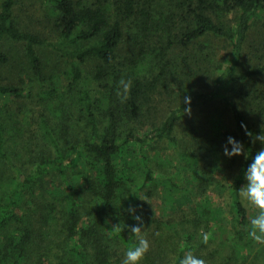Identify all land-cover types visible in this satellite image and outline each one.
<instances>
[{
	"label": "trees",
	"instance_id": "16d2710c",
	"mask_svg": "<svg viewBox=\"0 0 264 264\" xmlns=\"http://www.w3.org/2000/svg\"><path fill=\"white\" fill-rule=\"evenodd\" d=\"M19 1L0 0V264H122L129 226L140 264H237L211 259L232 227L253 249L237 191L264 148V0H43L38 28Z\"/></svg>",
	"mask_w": 264,
	"mask_h": 264
},
{
	"label": "clouds",
	"instance_id": "9594fccd",
	"mask_svg": "<svg viewBox=\"0 0 264 264\" xmlns=\"http://www.w3.org/2000/svg\"><path fill=\"white\" fill-rule=\"evenodd\" d=\"M120 85L122 87V92L118 93V95H121L122 99H127V94L130 92L131 88V81L122 79ZM184 103L189 106L184 108V114L191 115V98L185 97ZM241 127L245 129L246 135L252 137V133L247 131L246 125L242 124ZM256 140L264 144V133L256 136L253 142ZM228 145H231V151H229ZM243 154V144L237 142L233 137H228V144L224 146V155L228 158H232ZM244 178L247 183L242 186L237 193L240 201L250 206L254 212V215L249 219V226L247 229L248 238L255 244L264 245V148L258 151L253 157L252 162L244 172ZM129 211L133 214V219L137 221V225H143L142 218L134 214L135 210L130 207ZM111 231L120 233V224L113 225ZM129 231L131 235L136 238L137 243L125 252L122 264H140L150 251V243L146 236L142 234L141 226H129ZM201 235L202 242L207 244L210 239V234L204 233L203 229H201ZM179 264H205V261L191 253H187L180 260Z\"/></svg>",
	"mask_w": 264,
	"mask_h": 264
},
{
	"label": "rangeland",
	"instance_id": "374dc122",
	"mask_svg": "<svg viewBox=\"0 0 264 264\" xmlns=\"http://www.w3.org/2000/svg\"><path fill=\"white\" fill-rule=\"evenodd\" d=\"M16 8H17V13L19 15H21V17L25 20L24 23L26 22L27 24L35 26V27L41 26L40 25L41 21H39V20H42L44 10L46 8V4L43 0H20L19 3H17ZM224 53H225V49H222V51L220 52L221 57L226 56V54L224 56ZM222 174H223V176H225V173H222ZM231 175L233 177L235 176L234 169L231 170ZM246 183H247V181H245V184ZM186 185L188 187L189 192L193 191L195 184L190 183L187 180ZM51 188L55 192L58 193L60 191L61 187L59 188L55 185H52ZM219 196L220 195L214 194L213 196L210 197V199L213 197L217 204H220L224 209H227L226 208L227 206L224 202L225 200L224 199L222 200L221 197H219ZM199 199H200V197H199ZM154 203H155V207H156L157 212L159 211V212L163 213L165 211L163 214H165L166 217L167 216L168 217L174 216L175 213H171L168 210H166L165 206L162 203H160L159 201H154ZM187 205H189V204H187ZM187 205H184V207H185L184 209L189 208ZM246 207L249 210L250 216L254 215V212L250 208V206L246 205ZM186 210H188V209H186ZM227 215L230 218V216H231L230 213ZM223 225L225 227H227L230 224H229V222H224ZM219 233L217 234L218 237L215 239L216 240L215 245L217 246V248L220 249V251H219V253H217V255L215 256V258L213 260L211 259L212 262L214 260L221 261L222 258L226 259V258L232 256L234 253H236V256L238 257L237 260L235 259V257L233 258L234 260L237 261V264H241V261H243L245 258H246V260L251 262V261H255V259H256L255 256L259 252V253H263V254L262 255L260 254L259 257L256 259V264H264V245H258V244L254 243L253 249H249V248L244 247V242H245L244 240H239L238 241L240 243L239 247L236 248L235 247V241L236 240H230V237H233L234 234L236 233L235 227L234 228L232 227V229L230 230V234H228V233H226V234L220 233L219 234ZM142 234H143V232H142ZM220 235H222V236H220ZM238 250H239V252H238ZM233 251H235V252H233Z\"/></svg>",
	"mask_w": 264,
	"mask_h": 264
}]
</instances>
